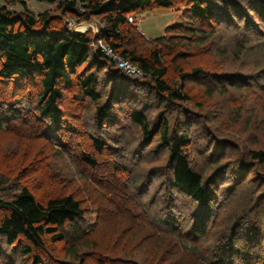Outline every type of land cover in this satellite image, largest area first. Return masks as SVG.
Returning a JSON list of instances; mask_svg holds the SVG:
<instances>
[{
    "label": "rangeland",
    "instance_id": "1",
    "mask_svg": "<svg viewBox=\"0 0 264 264\" xmlns=\"http://www.w3.org/2000/svg\"><path fill=\"white\" fill-rule=\"evenodd\" d=\"M248 1L251 0H232V3L247 6ZM22 2L35 16L48 13L58 17L70 33L87 35L94 40L103 34L100 16L84 20L78 14L59 12L57 2ZM184 4L177 1L174 9L130 15L128 18L133 22L128 23L136 26V31L146 41L156 39L164 35L165 28L188 23ZM16 5L13 3L9 7L17 9ZM78 12L84 10L79 6ZM253 19L256 20V16ZM213 21L202 26L206 30L203 39L182 40L181 57L174 61L171 58L178 49L173 53L165 52L163 65L171 82L177 81L176 68L185 73L195 69L201 71L190 75L185 82L190 98L187 103H165L151 89L142 86L146 83L144 75L129 76L117 65L127 76L137 78L141 86L128 85V88L122 82L123 87L119 88L121 93L130 92L129 102L108 109L113 113L116 126L105 127L101 132L96 123L95 106L86 99L75 98V85L62 89L59 100L63 117L61 134L53 132L51 127L45 128L47 121L42 123L41 119L33 120L34 126H38L33 131L27 127L30 126L28 121L18 128L10 127L8 120L16 121L18 117H15L16 112L9 113V107L0 99V172L16 174V186L26 184L38 199L64 189L81 200L87 229L83 242L97 247L96 251L82 249L91 256L87 264H202L181 254L175 236L181 231H186L189 241L203 242L202 249H219L214 255H220L230 264L235 263L217 248L225 243L224 240L229 247V241L235 240L233 249L248 247L252 240L256 243L254 233L249 240L244 235L252 229L249 224L255 226L240 220V215L246 201H254L256 197L249 200L248 194L264 188V165L248 160L250 152L264 151V39L251 34L246 46H240L242 50L239 51L236 47L244 34V25L235 30L218 26ZM261 26L264 30V22ZM99 43L105 46L101 41L92 46H99ZM28 89L22 93L30 102L31 87ZM105 92L102 100L108 97ZM4 94L7 101L19 99L10 91ZM26 102L21 104L24 108L29 106ZM134 110L143 111L151 123L162 113L171 134L189 139L188 159L203 173L207 189L213 193L212 202L201 219L193 215L192 200L172 186L168 152L161 147L158 133H153L152 141L146 143L139 127L130 122L129 115ZM93 139L104 141L102 152L89 149ZM85 155L92 158L94 166L83 163ZM111 201H131L135 204L134 214L122 206L120 209L118 204L112 205ZM146 208L153 213L150 215L155 220L154 226L161 225L160 230L154 231L143 223ZM235 228L238 230L235 234L241 231L243 234L228 240ZM45 243V256H49L45 264L72 262L66 256L69 245L51 244L48 240ZM41 255L44 258V254ZM32 263L30 258L21 259L18 249L8 248L0 241V264Z\"/></svg>",
    "mask_w": 264,
    "mask_h": 264
},
{
    "label": "trees",
    "instance_id": "2",
    "mask_svg": "<svg viewBox=\"0 0 264 264\" xmlns=\"http://www.w3.org/2000/svg\"><path fill=\"white\" fill-rule=\"evenodd\" d=\"M38 1L57 2L59 12L78 14L84 20H87L89 16H100L103 34L94 40L87 35L70 33L59 22L58 17H52L48 13L35 16L22 1L15 0L5 4L0 0V88L10 91L15 98H19L16 99L17 101L13 99L7 101L5 91L0 90L1 102L9 107V113L16 112L15 117H18L14 121V119L8 120V116L5 115V120L6 122L8 120L7 124L10 127L17 128L20 124L26 125L28 121L30 126L27 127L32 131L38 128L33 122L41 119L42 123L44 120L47 121L45 128L48 126L47 129L51 127L53 132L62 133L63 117L59 100L62 97V89L72 85H75L77 90L75 98L86 99L95 106L99 132L105 127L116 126L113 121L115 118L113 113L109 112V108L129 102L127 100L130 92L121 93L122 89L119 88L123 87L122 82L124 86L125 84L127 86L141 85L137 78L129 77L119 70L99 46H92L94 42H103L113 54L136 66L146 80L142 86L151 89L154 95L165 103L176 105L190 101L185 91V82L190 75L201 73V71L195 69L191 73H185L180 68H176L178 84L171 82L167 77V68L163 65L165 52L173 53L178 49L171 54V58L174 61L181 57L182 40L203 39V36H206V30L202 26L212 24V20L218 26L235 30L244 25L243 31L238 30L244 33L241 41L237 43L236 48L239 51L242 50L240 46H246L251 34L264 39V30L261 26L264 22V0L248 1L247 6L234 4L232 0ZM177 1L185 2L183 10L188 16V23L167 27L164 35L156 39L146 41L136 31V26L128 23L130 15L140 16L156 9H174L177 8ZM16 2H19V5H16ZM13 3L17 9L9 7ZM79 6L84 10L83 13L78 12ZM232 7L237 12L233 11ZM217 16L218 19H216ZM253 16L257 19H253ZM108 85H110L109 90ZM29 87L31 91L28 95L32 98L30 102L24 98L26 94L22 93L24 90L28 91ZM104 91L108 96L103 99L105 101L102 100ZM208 91L211 93L210 89ZM24 101L29 103L26 108L21 105L25 103ZM129 120L139 127L146 143L152 141L153 133H158L161 147L168 152L172 186L192 200L193 215L201 219L204 210L212 202L213 193L207 189L203 173L196 170L188 159L186 148L190 143L189 139L184 135L171 134L168 122L162 113H159L156 121L151 123L143 111L134 110L130 113ZM104 144V141L93 139L89 149L92 148L99 153L102 152ZM82 158L83 163L94 166L95 163L91 157L85 155ZM248 160L249 163L264 165V151L250 152ZM16 176L13 172H0L1 243L3 241L6 247L18 249L20 258H30L33 260L32 264H45L46 259H49V256H45V241L48 240L51 244L61 243L70 246L66 256L72 262L54 261L55 264H76L75 262L87 264L91 256L82 249L86 247L90 251H96L97 247L83 242V238L87 236V229L84 227V207L81 200L64 189L53 191L49 196L38 199L26 184L18 183L20 186H16ZM248 196H250L249 200L252 196L256 197L254 201H246L240 220L253 223L255 227L249 224L248 226L252 229L247 234L244 232V235L249 240L248 237H252L251 234L254 233L257 237L256 243L252 240L248 247L233 249L235 240H230L231 237L243 234L242 231L240 234L238 232L235 234L238 231L235 228L232 236L231 233L229 234L230 247L224 240L225 243L217 248L226 253L232 263L264 264V246H262L264 245V201H261L264 197V188L262 190L259 188L258 192H251ZM111 202H113L112 205L118 204L120 209L122 206L131 213L135 210V204L131 201ZM143 211L145 214L143 223L154 231L160 230L162 228L160 224L156 223L157 225L154 226L155 220L153 215H150L153 214L152 211L147 208ZM186 235V231L175 234L183 257L195 263L199 261L202 264H230L223 261L220 255H214L219 249L212 247L210 250L208 247L202 249L200 246H203V242L189 241ZM41 254H44V258ZM192 256L195 259L191 258ZM237 260L238 263H236Z\"/></svg>",
    "mask_w": 264,
    "mask_h": 264
},
{
    "label": "built area",
    "instance_id": "3",
    "mask_svg": "<svg viewBox=\"0 0 264 264\" xmlns=\"http://www.w3.org/2000/svg\"><path fill=\"white\" fill-rule=\"evenodd\" d=\"M13 1L15 0H2V2L5 4H9ZM16 1H23V0H16ZM128 21L133 22V19L129 17ZM99 47L101 48V51L104 52L115 63V65H117L129 76H137V77L143 76L142 72L139 69H136L131 63L121 59L118 55L113 54L110 49L106 48L101 43H99Z\"/></svg>",
    "mask_w": 264,
    "mask_h": 264
}]
</instances>
